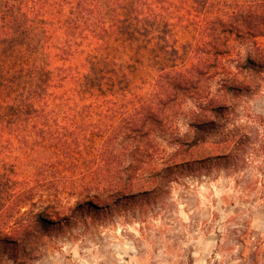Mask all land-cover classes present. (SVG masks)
I'll return each mask as SVG.
<instances>
[{"label": "trees", "instance_id": "1", "mask_svg": "<svg viewBox=\"0 0 264 264\" xmlns=\"http://www.w3.org/2000/svg\"><path fill=\"white\" fill-rule=\"evenodd\" d=\"M180 28L192 31L186 60L166 65L160 56L176 49L164 44ZM263 33L264 0H0V264H25L46 239L148 202L172 170L199 164L152 170L150 188L134 194L120 185L135 168L129 139L161 121L165 85L179 91L231 37ZM149 46L155 74L133 83ZM243 66L259 63L247 57ZM212 125L193 123L197 142Z\"/></svg>", "mask_w": 264, "mask_h": 264}, {"label": "rangeland", "instance_id": "2", "mask_svg": "<svg viewBox=\"0 0 264 264\" xmlns=\"http://www.w3.org/2000/svg\"><path fill=\"white\" fill-rule=\"evenodd\" d=\"M191 33L174 30L164 51L174 47L176 56L164 53L159 61L184 63ZM227 47L208 56L207 68L179 91L165 85L161 121L149 135L129 139L135 168L122 174L120 185L134 194L150 188L152 170L200 163L172 170L171 181L148 202L86 217L46 239L25 264H264V33L231 37ZM153 49L131 73L133 83L152 80ZM247 57L259 66H243ZM204 121L214 131L197 142L192 125Z\"/></svg>", "mask_w": 264, "mask_h": 264}]
</instances>
